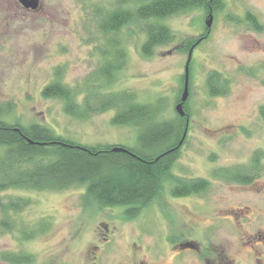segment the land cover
<instances>
[{"label":"rangeland","instance_id":"obj_1","mask_svg":"<svg viewBox=\"0 0 264 264\" xmlns=\"http://www.w3.org/2000/svg\"><path fill=\"white\" fill-rule=\"evenodd\" d=\"M39 1L35 10L0 0L5 119L41 123L83 145L136 147L141 128L114 124L116 110L78 119L65 112L62 100L45 98L44 88L57 78L77 91L128 92L154 106L153 122L176 121L188 44L197 41L184 106L189 127L173 173L177 180L201 178L209 185L174 197L172 180L134 217L128 207L100 206L83 185L1 192L0 201L26 198L30 205L9 212V231L0 206V264H19L7 262L8 254L32 259L20 264H264V0H222L210 28L203 6L170 16L163 23L175 39L152 56L142 52L146 34L139 26L124 28L119 37L127 62L112 85L93 76L111 37L100 32L99 18L118 0ZM213 73L221 75L225 94H210ZM234 170L248 179L224 177Z\"/></svg>","mask_w":264,"mask_h":264},{"label":"trees","instance_id":"obj_2","mask_svg":"<svg viewBox=\"0 0 264 264\" xmlns=\"http://www.w3.org/2000/svg\"><path fill=\"white\" fill-rule=\"evenodd\" d=\"M202 6L208 10V20L223 6V1L118 0L114 11L105 12L99 18L100 32L111 37L103 55L104 62L93 79L106 85L116 81L117 72L127 62V51L122 48L119 37L124 28L138 25L146 34L142 52L145 56H152L157 47L175 39V34L163 20ZM248 18L259 26L254 16L249 14ZM196 43L189 41L188 50ZM221 78L218 73L210 74L208 87L212 96L226 93V89L219 86L223 81ZM83 90L71 89L56 78L42 94L45 98L62 100L65 112L78 119L116 110L112 119L114 124L141 128L139 144L136 147L119 144L127 151H114L116 146L113 145H83L41 123L8 122L4 117L6 108L0 106V193L9 189L63 190L83 185L87 195L100 206L128 207L126 214L134 217L152 204L172 180L175 185L171 195L174 197H188L207 189L209 183L205 179L184 182L175 179L173 173L182 147L180 143L187 138L188 110L183 117L178 114L176 121L155 123L152 121L156 114L154 106L137 102L131 93H95L91 86ZM261 114L264 117V107ZM225 172L224 177L231 180L248 179L237 170ZM29 205L26 198L1 200L4 229H13L9 212L19 213ZM4 258L7 262L19 264L32 261L29 256L9 257L8 254Z\"/></svg>","mask_w":264,"mask_h":264},{"label":"water","instance_id":"obj_3","mask_svg":"<svg viewBox=\"0 0 264 264\" xmlns=\"http://www.w3.org/2000/svg\"><path fill=\"white\" fill-rule=\"evenodd\" d=\"M19 1L26 8H29V9L37 10L40 7V1L39 0H19ZM212 23H213V16H211L210 19L207 21V26L210 28L212 26ZM192 56H193V49H191V51H190L189 58H188L186 68H185V84H184L183 94L181 96V101L176 106L177 113L182 117L187 114V112L184 109V105H185L186 101L188 100L189 94H190V89H189L190 88V63L192 60ZM185 136H186V134H185ZM184 139L181 141L180 145L183 144ZM113 150L114 151H127L126 148L121 147V146H116L113 148Z\"/></svg>","mask_w":264,"mask_h":264},{"label":"flooded vegetation","instance_id":"obj_4","mask_svg":"<svg viewBox=\"0 0 264 264\" xmlns=\"http://www.w3.org/2000/svg\"><path fill=\"white\" fill-rule=\"evenodd\" d=\"M180 101H181V97L177 100V104H179L180 103ZM177 104H176V106H177ZM185 106V105H184ZM190 120V119H189ZM188 127H189V122H188V126H187V128H186V131L188 130ZM191 245V244H190ZM192 246V245H191Z\"/></svg>","mask_w":264,"mask_h":264}]
</instances>
